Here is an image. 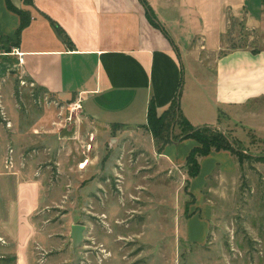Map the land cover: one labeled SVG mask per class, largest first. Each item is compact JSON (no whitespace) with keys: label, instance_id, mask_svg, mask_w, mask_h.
I'll return each instance as SVG.
<instances>
[{"label":"crops","instance_id":"crops-1","mask_svg":"<svg viewBox=\"0 0 264 264\" xmlns=\"http://www.w3.org/2000/svg\"><path fill=\"white\" fill-rule=\"evenodd\" d=\"M9 1L28 14L14 45L19 19L0 0V191L6 186L11 193L2 200L0 239L3 251L13 256L11 264H55L56 254L45 255L63 236L61 219L48 215L57 200L46 195L49 185L46 174L36 170L38 158L19 153L18 168L12 164L11 145L19 135L10 99L15 78L73 103L81 119L106 134L143 127L148 105L159 116L175 97L177 115L191 127L217 126L264 99V0ZM143 3L157 27L146 18ZM238 25L255 40L226 49V38ZM51 120L46 111L39 124ZM146 137L151 156L167 159L165 146L158 154ZM36 138L27 137L29 144L39 142ZM180 142L195 146L189 139ZM60 156L53 158L58 173L64 169ZM26 160L32 165L24 173Z\"/></svg>","mask_w":264,"mask_h":264},{"label":"rangeland","instance_id":"rangeland-1","mask_svg":"<svg viewBox=\"0 0 264 264\" xmlns=\"http://www.w3.org/2000/svg\"><path fill=\"white\" fill-rule=\"evenodd\" d=\"M247 35L238 25L225 48L251 45L255 39ZM10 99L19 133L12 164L18 168L19 153L37 157L36 170L49 185L46 195L57 200L48 215L61 219L63 236L45 255L56 254L55 264H264V99L202 134L215 142L225 137L236 154L212 150L197 156L191 178L192 166L185 164L191 145L180 142L189 128L172 109L143 127L106 134L81 119L73 103L16 78ZM46 111L52 120L39 124ZM146 135H155L157 146L167 142L163 154L169 160L151 156ZM29 136L39 142L29 144ZM59 153L64 169L58 173L53 158ZM31 165L26 160L23 172ZM3 187L0 216L2 200L11 198ZM73 225L83 227L76 243L68 234ZM5 245L0 239V264H11Z\"/></svg>","mask_w":264,"mask_h":264},{"label":"trees","instance_id":"trees-1","mask_svg":"<svg viewBox=\"0 0 264 264\" xmlns=\"http://www.w3.org/2000/svg\"><path fill=\"white\" fill-rule=\"evenodd\" d=\"M3 2H4L5 8L8 11L16 14L19 19L18 28L13 36L14 45H15L16 41L18 40L20 31L28 23V14L21 10H17L16 8H14L11 5L9 0H3ZM25 2L26 4H29L30 0H25ZM143 7H144L145 16L148 19V21L157 27V24L154 21V17L152 16L150 10L146 7L144 3H143ZM49 23H50L52 30L56 34V36L61 38L62 37L61 30L53 22L49 21ZM170 109H172V111L174 112L176 111V97L174 98L171 105L168 107V110ZM168 110H166L159 116H156L152 105H148L147 110H146V125L151 123V120H150L151 118L153 117L161 118L167 113ZM181 119L184 121L185 125L189 128L188 131H186L185 133L184 139L186 138L192 139L198 144V147L195 146L192 149H190L186 156L185 164L186 165L190 164L192 166V168L187 171V176L189 178L194 177L198 172V165L195 160L197 156H206L212 150L213 151L226 150V151H229L231 154H236L230 148L229 143L225 137L221 136V139H222L221 142L220 141L215 142V141L207 140L202 136V134L214 130V127H211V126L191 127L183 118ZM151 138H152L153 144L156 145L155 152L159 154L162 151L163 147L167 144V142H165L164 140H160L159 142L160 145L157 146L158 142H157V139L155 138V135H151Z\"/></svg>","mask_w":264,"mask_h":264},{"label":"water","instance_id":"water-1","mask_svg":"<svg viewBox=\"0 0 264 264\" xmlns=\"http://www.w3.org/2000/svg\"><path fill=\"white\" fill-rule=\"evenodd\" d=\"M83 227L80 225H73L69 230V237L73 242H78L81 239V232Z\"/></svg>","mask_w":264,"mask_h":264},{"label":"built area","instance_id":"built-area-1","mask_svg":"<svg viewBox=\"0 0 264 264\" xmlns=\"http://www.w3.org/2000/svg\"><path fill=\"white\" fill-rule=\"evenodd\" d=\"M9 164H10V160H8V163H7V165L9 166ZM5 168H7V166H5Z\"/></svg>","mask_w":264,"mask_h":264},{"label":"bare ground","instance_id":"bare-ground-1","mask_svg":"<svg viewBox=\"0 0 264 264\" xmlns=\"http://www.w3.org/2000/svg\"><path fill=\"white\" fill-rule=\"evenodd\" d=\"M84 166L82 165L81 168H83Z\"/></svg>","mask_w":264,"mask_h":264}]
</instances>
